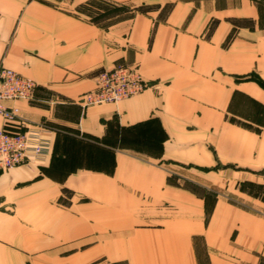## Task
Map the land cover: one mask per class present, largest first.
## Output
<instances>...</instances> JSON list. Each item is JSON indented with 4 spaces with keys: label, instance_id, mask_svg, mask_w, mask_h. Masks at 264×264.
<instances>
[{
    "label": "crops",
    "instance_id": "crops-1",
    "mask_svg": "<svg viewBox=\"0 0 264 264\" xmlns=\"http://www.w3.org/2000/svg\"><path fill=\"white\" fill-rule=\"evenodd\" d=\"M115 64L147 87L82 107ZM1 67L49 149L0 168V264H264V0H0Z\"/></svg>",
    "mask_w": 264,
    "mask_h": 264
},
{
    "label": "built area",
    "instance_id": "built-area-1",
    "mask_svg": "<svg viewBox=\"0 0 264 264\" xmlns=\"http://www.w3.org/2000/svg\"><path fill=\"white\" fill-rule=\"evenodd\" d=\"M93 89L81 97L82 107L93 104L118 102L131 97L147 87L138 70L125 64L98 71L94 75ZM37 83L13 69L0 68V116L4 126L0 128V168L8 169L42 157L49 149L48 141L39 129L29 126L9 131L7 126L16 120L18 108L7 106L6 100H30ZM21 126V125H20Z\"/></svg>",
    "mask_w": 264,
    "mask_h": 264
}]
</instances>
